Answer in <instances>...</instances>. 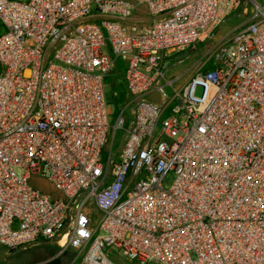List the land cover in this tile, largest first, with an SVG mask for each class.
I'll use <instances>...</instances> for the list:
<instances>
[{
	"label": "built area",
	"instance_id": "built-area-1",
	"mask_svg": "<svg viewBox=\"0 0 264 264\" xmlns=\"http://www.w3.org/2000/svg\"><path fill=\"white\" fill-rule=\"evenodd\" d=\"M242 3L0 0V247L54 245L33 264H264V5L182 86L165 74ZM121 63L110 124L103 80Z\"/></svg>",
	"mask_w": 264,
	"mask_h": 264
},
{
	"label": "rangeland",
	"instance_id": "rangeland-1",
	"mask_svg": "<svg viewBox=\"0 0 264 264\" xmlns=\"http://www.w3.org/2000/svg\"><path fill=\"white\" fill-rule=\"evenodd\" d=\"M253 1L258 3L260 6L264 5V0H243L241 7L235 10L233 13L228 15L212 32L210 37L206 42H200L192 44L187 49L180 52H172L165 57L166 65V77L172 78L177 77L173 85L175 87H180L191 78L197 72V67L199 64L205 60L209 54V46H217L221 41L220 38L226 34L229 30L233 29L235 26L248 22L249 16L252 14L254 9ZM139 16H145L144 7L140 8L136 12ZM2 27L0 25V33ZM210 65V61L204 64V67L200 68L207 69ZM123 63H121L120 69H115L114 72L109 73L103 80V91L106 105L109 108L108 120L112 124L116 116L119 114L126 102V88L122 81L123 75ZM119 70V73H118ZM160 85L164 82L161 80ZM202 89L196 87L194 94L196 96L201 95ZM173 91L168 85H164L163 89L159 92L154 93L151 96L153 101H160L163 97L167 99L171 98ZM128 112V109H127ZM119 132L116 136L115 144L113 146V151L118 147L117 138ZM107 156V150L103 149L102 158L103 160ZM174 175L169 172L163 180V186L168 188ZM31 183L42 189L44 192L49 194H55L53 186L45 179L33 178ZM53 244H39L27 248L18 249L16 251L7 250L4 247H0V264H33L44 261L54 255L55 250L53 249ZM73 259V256L65 255L61 257L62 264H68ZM113 260L118 264H137L134 261L127 259L120 252H116L113 256ZM75 264V263H72Z\"/></svg>",
	"mask_w": 264,
	"mask_h": 264
},
{
	"label": "water",
	"instance_id": "water-1",
	"mask_svg": "<svg viewBox=\"0 0 264 264\" xmlns=\"http://www.w3.org/2000/svg\"><path fill=\"white\" fill-rule=\"evenodd\" d=\"M60 258L55 257L54 259L48 260L46 264H60Z\"/></svg>",
	"mask_w": 264,
	"mask_h": 264
}]
</instances>
